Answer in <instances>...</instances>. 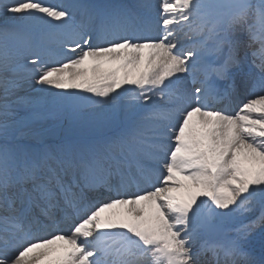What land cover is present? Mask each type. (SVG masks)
<instances>
[{"label":"snow or ice","instance_id":"1","mask_svg":"<svg viewBox=\"0 0 264 264\" xmlns=\"http://www.w3.org/2000/svg\"><path fill=\"white\" fill-rule=\"evenodd\" d=\"M0 13L18 19L12 36L25 61L0 55V73L23 69L38 93L66 101L43 111L28 99L30 116L18 117L8 97L19 77L0 76V264H39L56 241L67 245L56 264H264L243 243L257 221L223 241L206 238L218 217L264 200V95L250 90L234 113L214 106L231 99L238 79L249 86L251 74H238L246 48L264 50V0H0ZM186 27L207 39L180 45ZM49 88L94 94L89 103L106 109L97 135L45 143L37 121L82 116L75 91Z\"/></svg>","mask_w":264,"mask_h":264},{"label":"rangeland","instance_id":"2","mask_svg":"<svg viewBox=\"0 0 264 264\" xmlns=\"http://www.w3.org/2000/svg\"><path fill=\"white\" fill-rule=\"evenodd\" d=\"M87 1L88 2H94V0L93 1L87 0ZM99 1L100 0H96V3L99 4ZM102 1H103L104 4H119L118 2H120L121 0H118V1H116V0H102ZM154 1H155V3H157V0H149V2L151 4H154ZM141 2H142V0H141ZM227 2H228V0L225 1L226 4H227ZM253 3H256L255 0H253ZM10 14L11 13H0V20H2V21L6 20L5 19V16H7L6 18L10 19L8 17ZM8 23H10V22H8ZM256 23L259 24L258 22H256ZM19 26H20L19 24H14L13 26H9L7 28H4V29H1L0 30V40H3L4 41V47L0 48V55L6 56L8 58V62H9L10 65L24 64L25 63V61L23 60V56L17 54V48H16V46L14 44V40H13V36H12V33L14 32V30H16ZM186 32H187V30L184 29V31L181 32L180 35H183ZM23 54L24 55H27V52L25 51ZM22 72L23 73L19 76V83L21 82L20 83V86L18 88L13 89L12 95H10L8 97L9 101L10 102H15V104L21 103V102H17L16 100L20 99L21 96L23 95V93L24 92H28V89H29V85L26 86L25 83H24L25 81L28 80L27 78L25 79V77L27 76V73L25 71H22ZM5 74L10 75V74H12V72L9 71L7 73H0V76H4ZM21 78H23V79H21ZM9 79H11V77ZM26 87L28 89H26ZM73 91H75L78 94L79 97H82L85 94L81 90H70V89L69 90H65L64 92H61L60 91L59 93L66 94L68 92H73ZM32 94H34V93H32ZM45 94L46 93H43V95H45ZM48 95H45V97H47ZM92 96H94V95H92ZM3 97H4L3 88L0 87V104H2L4 102ZM12 98H14V99H12ZM95 98H97V97H95ZM83 101H84V99H81V102H79V103H81L80 105L83 104ZM64 103H66V101L63 100L61 102V105H63ZM101 107H103V106H101ZM90 111H92V110L89 109L87 112H90ZM16 113H17V116L18 117H21V118H27V117L30 116V114H26L25 112L19 111L18 109H16ZM85 116H86V118H88V117L97 118V113L88 114V115L87 114L85 115L83 113L82 114V118H85ZM58 121H60V120L48 119V121H45V122H51V123L54 124V123H58ZM41 124H42V126H44V122L41 123ZM86 127H87V125H84L83 126V129H86ZM1 142H4V141L2 139H0V143ZM27 142L28 143H31L30 141H27ZM231 207H234V206H231ZM217 211H220V210H217ZM243 212L244 211L233 212L230 216H227V217H219V218H221L224 221L225 225H227V224L234 223L236 220H241L243 218H246V216L243 215ZM252 212H256V211H252ZM246 215L248 217V214H246Z\"/></svg>","mask_w":264,"mask_h":264},{"label":"bare ground","instance_id":"3","mask_svg":"<svg viewBox=\"0 0 264 264\" xmlns=\"http://www.w3.org/2000/svg\"><path fill=\"white\" fill-rule=\"evenodd\" d=\"M116 1H118V0H116ZM126 2V3H136V2H140L141 0H122V2ZM50 3H52V4H85L84 2H82V0H51L50 1ZM47 19V18H46ZM77 19L79 20L80 19V17H79V15L77 16ZM51 23H53V24H55V23H57L56 21H52ZM57 47V45H55V44H53L52 45V48L53 49H55ZM27 77V76H26ZM21 79H23V78H21ZM26 79V78H25ZM21 83V82H20ZM27 89V88H26ZM25 89V90H26ZM13 93V92H12ZM12 93H11V95H12ZM23 93V92H22ZM15 94V93H14ZM12 99H14V98H12ZM4 100V99H3ZM244 101H242L238 106H237V109L236 110H230L229 112H232V113H234V112H236V111H238L239 110V107L241 106V104L243 103ZM57 248H60V247H54V249L56 250ZM41 251H45V249H40ZM47 251H51V249H47ZM40 262V261H39Z\"/></svg>","mask_w":264,"mask_h":264}]
</instances>
